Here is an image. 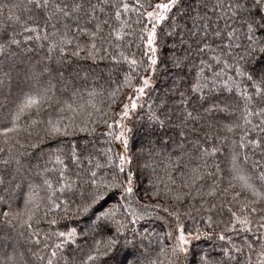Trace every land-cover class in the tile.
<instances>
[{
  "label": "trees",
  "instance_id": "obj_1",
  "mask_svg": "<svg viewBox=\"0 0 264 264\" xmlns=\"http://www.w3.org/2000/svg\"><path fill=\"white\" fill-rule=\"evenodd\" d=\"M97 2L98 0H91L93 4ZM108 2L128 3L129 9L127 12L123 8L119 9L121 12L119 20L115 18L116 9L106 7L103 12L97 9L95 16L98 20L108 21L107 24H101V35L108 37L111 43L105 42L101 45L97 40L96 44L98 48H106L107 54L99 51L95 52L93 57H89L86 51H80L78 56L73 55L77 43L82 48H87L91 44L87 34H79V38L67 46L62 59L61 54L54 53L49 60L45 55L47 43L25 42V33L21 32L19 24L9 19L10 15H22L23 21L27 20L22 7L20 11L12 7L22 5L23 0H0V37H6L13 32L21 33L17 37L21 41V52L23 53L25 48L35 49L31 54L23 53V57H18L16 60L10 56L6 59L4 54L0 53V150H2L0 160L9 155H20L26 164L39 163L41 170L46 167L48 171L44 172L43 179H48L52 183L53 201L60 204L59 209L53 207L49 213L45 206L46 201L41 202L39 211L33 219L32 229H21L16 227L13 215L25 211L24 193L28 191L27 185L24 186V193H21L19 188L5 193L7 183L0 186V198H2L0 209H3L0 211V264H7V257L13 256L14 253L18 264H47L49 253L53 249L51 247L44 249L43 244L37 246L35 240H42L49 246L58 243L56 236L52 235L47 239L46 236L65 231L66 224L68 227H78L80 231L88 230L86 226L90 218L65 219L63 209L66 204L61 202H67L71 208H75V202H79L82 196L87 197L92 172L96 173L95 179L98 182L110 180L114 173H118L119 155L125 151L122 146L124 138L128 140L127 155L133 157L132 186L135 194L120 200V190L113 189L105 198L103 206L119 203L117 219L126 224L129 230L128 239H132L133 231L136 233V238L133 246V244L125 245L122 237L119 250L112 255L110 264H169L170 253L179 243L178 237L181 231L188 241L185 245L189 250L188 264H196L204 254L218 264H262L264 256L260 253L264 251V239H262L264 230L258 231L255 225L251 227V231L247 228L241 229L239 223L232 221L227 208L220 207L222 201L230 202V207L237 212V216H242L240 208L241 204L246 202L244 198L235 200L230 193L221 194L215 199L206 198L217 204V208L212 212L205 210L211 206V203H204L199 197L188 196L179 201L175 200V193L181 190V174L169 165L168 157L174 146L159 152V146L153 148L155 138L153 137L151 142L147 138L146 129L152 123L149 120L150 109L157 110V106L161 103L159 97H162L171 86L173 79L172 64L169 59L177 54L182 55L178 46L173 47L178 37L164 35L167 24L162 23L158 26L160 41L157 44L156 56L159 66L156 72L152 73L147 68V58L144 55L147 49L141 41L142 25L137 23L138 18L143 23H148V20L146 17H140L139 13L133 10L136 0H108ZM141 2L155 4L160 0H141ZM39 22L43 24L42 20ZM96 23L97 19H93L88 25L89 31L95 28ZM117 33L120 34V39H117ZM146 35V32L143 33L145 42ZM0 43L4 41L0 40ZM124 56L129 59L125 60ZM131 59H136L137 65H131ZM37 61L40 62L39 66ZM44 65L56 69L51 73L52 83L56 86L54 99L43 101L38 106L23 112L15 129L5 133L4 127H13L9 112H15L17 104L23 102L25 96L29 94L30 82L26 79V74L31 75L34 68L40 71ZM61 73L63 80L71 87L64 89L58 82ZM145 76L149 78L150 83L145 88L144 94L140 95L136 88L143 86L141 77ZM220 87L222 88L223 85ZM89 93L94 94L89 95ZM217 95L220 101L232 103L234 107L226 113L217 112L214 123L223 125L237 121L241 112L236 110V102L229 99L234 93L224 90ZM133 101L137 105L135 109L132 108ZM171 102L170 100L169 103ZM68 105H71L74 111L69 110ZM124 105L128 106L127 116L122 114ZM221 106L223 107V104ZM61 108L63 111H60ZM69 117H72L74 124L68 136L52 138L45 136L44 128L49 119L56 121L62 118V124H68L71 123ZM250 119L253 124H258L260 120L258 117H250ZM238 122L241 128L234 129L230 133H221V136L226 135L228 140L216 144L219 148L216 158L218 162L231 155L233 142L239 143L244 132L248 133L243 141L246 145L249 143V137L257 140L264 138V133H259L258 129L253 130L251 124L245 126L242 120ZM108 125L112 127L109 128ZM157 129L159 135L167 133L169 136H176L179 131L171 126L166 128L157 126ZM117 135L121 136L120 140L116 139ZM74 146L78 157L75 161L72 159ZM209 147L211 148V142ZM239 151L243 153L245 149ZM247 153L249 159L246 164H241V173L235 178L227 174L228 165L222 164L225 176L221 188L230 183L240 191L243 183L240 176H247L249 181L257 184L259 188L260 182L255 179L252 170L259 165L256 176L259 175L260 170H264V158H262L264 152L259 148L249 147ZM57 155L60 157V163L56 162ZM239 159L242 160L243 156L241 155ZM125 168L123 175L127 174V165ZM35 182L42 185L40 178ZM183 191L188 190L183 189ZM154 192L158 195H153ZM47 194L48 190L43 186L37 193L38 197H46ZM248 195L251 196L250 193ZM144 205H160V207L145 208ZM164 207L177 214L170 215L163 210ZM99 210L98 208L96 211ZM4 211L10 213L7 218L4 217ZM209 216L212 217L211 227L207 222ZM54 218L57 224L50 225L49 221ZM109 234L104 233L103 236ZM221 235L224 239H220ZM102 238V236L96 237V239ZM77 240L80 246L84 245V241L79 237ZM37 247L39 253L33 255L37 252ZM77 247L76 243L71 242L65 245L58 253L61 256L60 264H66L70 259L75 261V264H79L81 253L74 251ZM84 250L87 251L86 248ZM84 259L86 260V257Z\"/></svg>",
  "mask_w": 264,
  "mask_h": 264
},
{
  "label": "snow or ice",
  "instance_id": "obj_2",
  "mask_svg": "<svg viewBox=\"0 0 264 264\" xmlns=\"http://www.w3.org/2000/svg\"><path fill=\"white\" fill-rule=\"evenodd\" d=\"M12 7L17 11H20L22 7L23 14L27 16L26 21H23L22 15L9 16V19L19 24L21 32L25 33L24 41L33 44L39 41L46 42L47 53L45 55L50 60L54 53L61 54L62 59L67 46L71 45L73 40H77L79 34H87L91 44L87 48H82L77 43L73 55L78 56L80 51H86L89 57H93L94 53L99 51L107 54L106 48H98L96 44L97 40L101 45L105 42L111 43L108 37L101 35V24H107L108 21L98 20L95 16L97 9L99 8L100 12H103L106 7L116 9L115 18L119 20L121 17L119 9L123 8L127 12L129 4H110L108 0H98L96 4L91 3V0H23L22 5ZM149 8L152 10L149 11ZM133 10L138 12L140 17H146L148 20V23H143L138 18L137 23L142 25L141 41L147 49L144 53L147 58V68L152 73H155L159 66L156 56L157 44L160 41L159 25L162 23L168 25L164 35L178 37L173 47L178 46L179 51L182 52V55L177 54L169 59L173 74L171 86L167 88L162 97H159L161 103L157 106V110L150 109L149 120L152 123L146 129L147 138L150 142L153 137L155 138L153 148L159 146V152L174 146V150L168 157L169 165L181 174V190L175 193V200L179 201L188 196L199 197L202 202L211 203V206L205 210L212 212L217 208V204L206 198L215 199L221 194L230 193L233 199L244 198L246 201L241 204L242 216H237V212L230 207V202H221L220 207L227 208L232 221L239 223L241 229L247 228L248 231H251L253 225L258 231L264 230V170H260L259 175L256 176L259 165L252 170L255 179L260 182L259 188L257 184L250 182L247 176L239 177L243 181L240 191H237L230 183L221 188L225 176L222 164L228 165L227 174L235 178L241 173V164H246L249 159L247 153L249 147L259 148L264 152V138L257 140L249 137V143L246 145L243 141L248 133L244 132L239 143L233 142L232 152L228 158L219 162L216 159L219 153L216 144L228 140V137L221 136V133H230L234 129L241 128L238 120H242L245 126L251 124L253 130L258 129L259 133H264V0H160L155 4H145L141 0H136ZM93 19H97V23L95 28L89 31L88 25ZM40 20L43 21L42 25ZM145 32L147 33L146 42L143 37ZM20 34L13 32L6 37H0V40L4 41L0 43V53H3L6 59L10 56L16 60L18 57L22 58L23 53L31 54L35 50L25 48L23 53L21 52V41L17 39ZM116 36L120 39L119 33ZM120 55L124 54L120 53ZM124 59L128 60L129 57L124 56ZM39 63L37 61V66ZM130 63L137 65L138 61L131 59ZM54 71L56 69H50L48 65H44L40 71L34 68L31 75L26 74V79L30 82L29 94L25 96L23 102L17 104L15 112H9L13 127H4L5 133L15 129L23 112L33 106H38L43 101L54 99L56 86L52 83L51 77ZM141 80L143 86L137 87L136 91L143 95L150 80L147 76L141 77ZM58 82L64 89L71 87L67 81L63 80L62 73ZM220 85L223 87L221 88ZM224 90L234 93L229 99L236 102L235 108L241 112V116L237 121L220 125L218 122L214 123L216 113H226L234 107L232 103L219 100L217 93ZM93 94L89 93V95ZM170 100L171 103H169ZM56 103L59 104L60 101ZM136 106L133 101L132 108L135 109ZM67 107L74 111L71 105ZM60 111H63V108ZM122 114L128 115L127 105H124ZM250 117L260 118L259 123L253 124ZM68 119L71 123L62 124V118L56 121L49 119L44 128L45 136L48 138L68 136L74 124L72 117ZM157 126L159 128L171 126L179 131L176 136H169L167 133L159 135ZM108 127L112 126L108 125ZM116 139L120 140L121 136L117 135ZM210 142L211 148L209 147ZM122 146L125 151L119 155L118 173H114L110 180L98 182L95 179L96 173L92 172L87 197L82 196L79 202H75V208H71L67 202H61L66 204L63 209L65 219L90 218L86 226L88 230L80 231L78 227H68L66 224L65 231L54 232L46 236V239L52 235L56 236L58 243L49 246L42 240H35L37 246L43 244L44 249L49 247L53 249L49 253L47 264H60L61 256L58 253L70 242L78 245L74 251L81 253L79 264H110L112 255L119 250L122 237L125 245L133 244L134 246L136 233L133 231L132 239L129 240V230L126 224L117 219L119 203L108 207L103 206L105 198L113 189L120 190V200L130 198L135 194L132 186L133 157L127 155V138L123 139ZM239 149H245V151L241 153ZM241 155L242 160L239 159ZM77 158L74 146L72 159L75 161ZM56 162H61L59 155L56 156ZM126 165L127 174L123 175ZM47 171L46 167L41 170L39 163L33 165L28 162L26 164L20 155H9L0 160V177H2L0 186L5 183L8 185L4 189L5 193L16 188L24 193V186L27 185L28 188V191L24 193L25 211L13 215L16 227L32 229V222L39 211L41 202L46 201L45 206L49 213L53 207L60 208V204L54 203L52 198V183L48 179H43V174ZM37 178L42 179V185L35 182ZM42 186L48 190L46 197L37 195ZM183 189L188 191H183ZM249 193L251 196L248 195ZM153 195H158V193L154 192ZM144 207L159 208L160 205H144ZM98 208L100 210L97 212ZM163 210L169 212L170 215L177 214L170 212L167 207ZM9 215V212L4 211L5 218ZM211 221L212 217L209 216L207 221L209 227L212 226ZM49 224L56 225L57 220L54 218L49 221ZM104 233L110 234L103 236ZM97 236L103 238L96 239ZM77 237L84 241L83 246L79 245ZM220 239H224V236L221 235ZM178 241L179 243L170 253L169 264H188L189 250L185 247L188 241L182 231ZM85 248L87 251L84 250ZM38 253L39 247L33 255ZM260 254L264 256V251ZM7 264H18L15 253L7 257ZM66 264H75V261L70 259L66 261ZM196 264H218V262L210 260L204 254L200 256Z\"/></svg>",
  "mask_w": 264,
  "mask_h": 264
},
{
  "label": "rangeland",
  "instance_id": "obj_3",
  "mask_svg": "<svg viewBox=\"0 0 264 264\" xmlns=\"http://www.w3.org/2000/svg\"><path fill=\"white\" fill-rule=\"evenodd\" d=\"M152 9H150L149 11H151Z\"/></svg>",
  "mask_w": 264,
  "mask_h": 264
}]
</instances>
